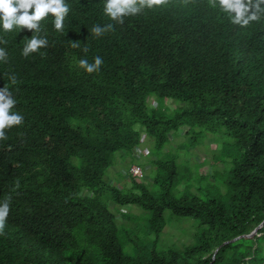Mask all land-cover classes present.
I'll return each mask as SVG.
<instances>
[{
  "label": "trees",
  "instance_id": "obj_1",
  "mask_svg": "<svg viewBox=\"0 0 264 264\" xmlns=\"http://www.w3.org/2000/svg\"><path fill=\"white\" fill-rule=\"evenodd\" d=\"M106 2L65 0L62 31L51 13L39 32L0 22V89L24 117L0 141V204L11 197L0 264H264V16L241 26L219 0H168L121 25ZM107 24L114 30L92 33ZM34 34L48 46L24 57ZM96 56L98 73L78 66ZM207 135L234 140L220 149L216 194H203L207 176L179 174L169 147L182 137L196 149ZM149 137L155 148L135 157ZM128 157L144 160V179L121 188L105 175ZM168 210L192 221L189 243L163 242Z\"/></svg>",
  "mask_w": 264,
  "mask_h": 264
},
{
  "label": "clouds",
  "instance_id": "obj_2",
  "mask_svg": "<svg viewBox=\"0 0 264 264\" xmlns=\"http://www.w3.org/2000/svg\"><path fill=\"white\" fill-rule=\"evenodd\" d=\"M187 2V0H185ZM168 3V0H107L104 8L105 15L112 20L123 25L124 17L135 16L142 13L144 8L151 9L153 6H162ZM264 0H219V5L226 13H235L232 17L234 24L247 26L251 21H258L261 16H264V9L260 8V4ZM69 6L65 0H0V22L5 32H10L14 26H21L35 32L41 31L40 21L43 20L49 13L54 17V28L57 31H62L64 20L69 13ZM114 30L112 24H107L103 27L95 25L92 28V33L100 37L107 32ZM23 48L22 55L28 57L31 53L39 52L41 48L48 46L46 37L33 35ZM0 43L6 44L7 41L0 40ZM79 43H72V47H78ZM88 48H84L86 53ZM45 56L46 53H40ZM0 61H7V53L4 48H0ZM103 59L100 56L94 57V63H90L87 59H80L78 66L84 69L87 73H98ZM12 84L17 83L15 75L9 77ZM16 101L9 91L8 87L0 89V141L6 140V129H11L14 126H19L23 123L24 117L18 112H13ZM16 187H19V181L16 182ZM11 197H7L0 204V234H3L7 217L10 212Z\"/></svg>",
  "mask_w": 264,
  "mask_h": 264
},
{
  "label": "rangeland",
  "instance_id": "obj_3",
  "mask_svg": "<svg viewBox=\"0 0 264 264\" xmlns=\"http://www.w3.org/2000/svg\"><path fill=\"white\" fill-rule=\"evenodd\" d=\"M153 102V101H152ZM153 105L155 106V103L153 102ZM167 105L174 109L176 108V104L171 102L170 100L167 101ZM184 133V132H183ZM212 135H207L204 139L200 140L199 146L196 149H190L188 148V139L186 140L182 137L174 138L173 141L170 142V148L174 150L175 153L181 155L180 156V172L181 175H197L198 176H207V184H212L214 186H209L207 190H203V194L207 193V191H211L212 193L216 194L218 193V189L223 192L224 186L222 185L223 182V176H217L216 180H212L211 176L215 175L216 173H221V171H224V168L226 167V164L223 163L221 160H218L220 158V149L223 147L224 142H228L233 144L234 140L230 138H223L221 140V145H219L220 142L215 143L212 139ZM213 138L219 139L214 136ZM173 139V138H172ZM143 146V153H147L148 150L155 148L154 143L152 142V139L149 137L146 139V142L142 145ZM186 149V150H183ZM226 149V148H225ZM223 154H226V152H229L228 150H223ZM181 161V162H180ZM144 162L142 160L141 162H135L132 161V158L128 157L127 161L124 163L119 162L117 163V169L111 168L109 171L106 172L105 177L110 181L111 183L118 185L119 187H131V180L126 179L122 174L120 173V168L127 167L128 169L131 164H138L141 165ZM129 166V167H128ZM142 166V165H141ZM197 172V173H196ZM195 177V176H193ZM197 178V177H195ZM208 179H210L208 181ZM199 186V185H197ZM203 187L206 186V183L202 185ZM184 186H181L183 188ZM109 210L113 213H116L119 211V207L112 205L109 206ZM123 213L129 214V216L133 217H140L142 212L137 206H127L121 209ZM165 217L167 220V227L165 229V232L163 234V242L164 243H176L177 245H180L181 243H189L192 240V234L194 233V227L192 221L180 218L177 216H174L171 211L165 212ZM118 222L119 223H125L126 225H133L132 222L129 220L123 219L118 214Z\"/></svg>",
  "mask_w": 264,
  "mask_h": 264
},
{
  "label": "built area",
  "instance_id": "obj_4",
  "mask_svg": "<svg viewBox=\"0 0 264 264\" xmlns=\"http://www.w3.org/2000/svg\"><path fill=\"white\" fill-rule=\"evenodd\" d=\"M143 141H144V138L142 139V142ZM143 152H144L143 148L137 147L135 149L134 155L135 157L139 158L141 155H143ZM122 173H123L122 175L126 179H131L134 177L144 179V176H143L144 170L138 164L131 165L128 169H125Z\"/></svg>",
  "mask_w": 264,
  "mask_h": 264
},
{
  "label": "water",
  "instance_id": "obj_5",
  "mask_svg": "<svg viewBox=\"0 0 264 264\" xmlns=\"http://www.w3.org/2000/svg\"><path fill=\"white\" fill-rule=\"evenodd\" d=\"M262 226H263V223L259 226V227H257L250 235H243V236H240V237H237V238H235V239H233V240H231V241H229V242H226V243H230V242H236V241H238L239 239H241L242 237L243 238H253L254 237V235H256L257 234V232H258V230L259 229H261L262 228ZM225 243V244H226Z\"/></svg>",
  "mask_w": 264,
  "mask_h": 264
}]
</instances>
